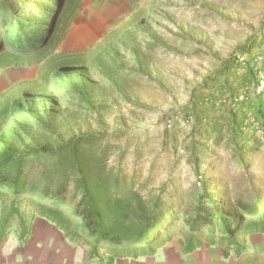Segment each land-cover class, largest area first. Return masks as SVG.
Listing matches in <instances>:
<instances>
[{"label": "rangeland", "instance_id": "rangeland-1", "mask_svg": "<svg viewBox=\"0 0 264 264\" xmlns=\"http://www.w3.org/2000/svg\"><path fill=\"white\" fill-rule=\"evenodd\" d=\"M114 2L82 0L64 47L41 64L3 73L0 139L18 147L99 136L94 153L106 171L168 206L187 208L202 192L198 171L221 181L211 188L214 196L223 183L236 187L243 176L231 150L203 141L194 151L180 109L236 49L264 35V0H120L121 11ZM64 62L70 73L60 78ZM70 80L84 84L85 97ZM43 171L41 161L32 164L31 182L45 186ZM252 173L264 175V146ZM41 209L30 196L0 195V222L8 226L20 213Z\"/></svg>", "mask_w": 264, "mask_h": 264}, {"label": "trees", "instance_id": "trees-1", "mask_svg": "<svg viewBox=\"0 0 264 264\" xmlns=\"http://www.w3.org/2000/svg\"><path fill=\"white\" fill-rule=\"evenodd\" d=\"M82 0H0V78L6 71L41 64L64 47ZM117 1L120 4V0ZM121 5V4H120ZM260 61V62H259ZM70 73V64L59 67ZM264 35L236 49L231 57L195 86L180 109L191 124L192 148L225 143L231 150L240 184L214 182L198 171L202 192L191 204L168 206L145 199L106 171L94 153L99 136L79 134L59 145L46 142L14 147L0 139V195L38 199L41 214L77 240L110 254L109 262L130 255H154L180 237L185 253L204 244L236 246L238 239L264 232V175L252 173L264 146ZM83 97L84 84L72 82ZM25 121V111L14 106ZM33 114V112H30ZM49 127V125H48ZM205 150V149H201ZM44 165L41 187L30 180L31 165ZM199 166L200 160L193 158ZM227 255V252H226Z\"/></svg>", "mask_w": 264, "mask_h": 264}, {"label": "crops", "instance_id": "crops-1", "mask_svg": "<svg viewBox=\"0 0 264 264\" xmlns=\"http://www.w3.org/2000/svg\"><path fill=\"white\" fill-rule=\"evenodd\" d=\"M236 246L204 244L185 253L175 238L154 255H130L109 262L110 254L68 235L41 213H23L8 226L0 222V264H264V232L238 239ZM227 252V255H226Z\"/></svg>", "mask_w": 264, "mask_h": 264}, {"label": "bare ground", "instance_id": "bare-ground-1", "mask_svg": "<svg viewBox=\"0 0 264 264\" xmlns=\"http://www.w3.org/2000/svg\"><path fill=\"white\" fill-rule=\"evenodd\" d=\"M111 7H112L113 9L115 8V10H117V11H121V10H122L121 5H119V3H118L117 1L114 2V4L111 5Z\"/></svg>", "mask_w": 264, "mask_h": 264}, {"label": "built area", "instance_id": "built-area-1", "mask_svg": "<svg viewBox=\"0 0 264 264\" xmlns=\"http://www.w3.org/2000/svg\"><path fill=\"white\" fill-rule=\"evenodd\" d=\"M262 88H264V82L261 83V87L259 88V91H261Z\"/></svg>", "mask_w": 264, "mask_h": 264}]
</instances>
